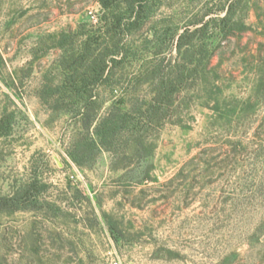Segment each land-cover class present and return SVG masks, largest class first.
<instances>
[{"label": "rangeland", "instance_id": "1", "mask_svg": "<svg viewBox=\"0 0 264 264\" xmlns=\"http://www.w3.org/2000/svg\"><path fill=\"white\" fill-rule=\"evenodd\" d=\"M148 12L93 78L70 66L101 42L97 0H0V264H264V0ZM69 77L90 101H41ZM119 100L120 131L77 165Z\"/></svg>", "mask_w": 264, "mask_h": 264}, {"label": "trees", "instance_id": "2", "mask_svg": "<svg viewBox=\"0 0 264 264\" xmlns=\"http://www.w3.org/2000/svg\"><path fill=\"white\" fill-rule=\"evenodd\" d=\"M98 4L102 11V16L100 18L102 25L98 28V33L100 34L101 42H92L90 40H84L81 44V52L77 57L74 58V55H71L72 63L70 67L72 68L76 64H80V67L85 66L88 70L92 71L93 78H100L103 76L106 69H108L111 63L116 62L117 55L121 54L125 49V43L123 41L122 45L121 39L113 38L117 35L123 36L124 38L134 30H139L143 24L148 19L149 8L151 7L154 0H97ZM229 15L223 17L221 20H228ZM202 25L196 28L195 31L201 30ZM184 33L180 34L182 38ZM181 44V43H180ZM179 44V45H180ZM100 49L96 54L95 52ZM122 49V50H121ZM119 58V60L122 59ZM79 68V67H78ZM78 68H73L74 72L78 71ZM87 70V71H88ZM81 75H84L83 73ZM93 83L87 82L84 78L79 81L67 78L60 84L57 85H45L39 97L41 101L45 104H48L49 107L53 109H66L62 108L59 104L58 98H52L54 96L64 97L69 94L72 96L76 95L79 97L75 103H87L91 100V85ZM49 99H52L50 102ZM123 103L121 100L118 102H112L110 107L111 109H116L117 114L111 116H106L103 119L99 120L98 123L94 126L92 134L97 136L99 140H95L92 137L80 136L76 139L68 151L69 156L77 165L82 166L83 157L92 152L99 151L100 148L110 144L112 139L121 129V119L123 116L127 115L126 112H123L120 105ZM81 105V104H80ZM78 112L82 108H78ZM122 116H121V115ZM121 118V119H120Z\"/></svg>", "mask_w": 264, "mask_h": 264}, {"label": "built area", "instance_id": "3", "mask_svg": "<svg viewBox=\"0 0 264 264\" xmlns=\"http://www.w3.org/2000/svg\"><path fill=\"white\" fill-rule=\"evenodd\" d=\"M92 17L96 20L95 14H92ZM113 264H118V262L117 261H114Z\"/></svg>", "mask_w": 264, "mask_h": 264}]
</instances>
